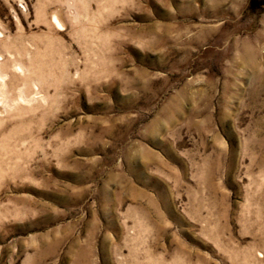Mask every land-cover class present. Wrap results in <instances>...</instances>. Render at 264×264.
Listing matches in <instances>:
<instances>
[{
    "label": "rangeland",
    "instance_id": "rangeland-1",
    "mask_svg": "<svg viewBox=\"0 0 264 264\" xmlns=\"http://www.w3.org/2000/svg\"><path fill=\"white\" fill-rule=\"evenodd\" d=\"M0 264H264V0H0Z\"/></svg>",
    "mask_w": 264,
    "mask_h": 264
}]
</instances>
